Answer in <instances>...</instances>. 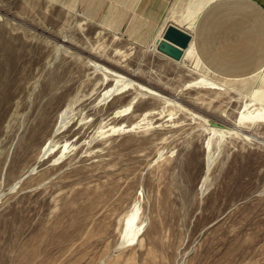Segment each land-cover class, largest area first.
Wrapping results in <instances>:
<instances>
[{
    "label": "rangeland",
    "instance_id": "obj_1",
    "mask_svg": "<svg viewBox=\"0 0 264 264\" xmlns=\"http://www.w3.org/2000/svg\"><path fill=\"white\" fill-rule=\"evenodd\" d=\"M263 106L264 0H0V264H264Z\"/></svg>",
    "mask_w": 264,
    "mask_h": 264
},
{
    "label": "water",
    "instance_id": "obj_2",
    "mask_svg": "<svg viewBox=\"0 0 264 264\" xmlns=\"http://www.w3.org/2000/svg\"><path fill=\"white\" fill-rule=\"evenodd\" d=\"M193 39V35L188 31L170 23L163 35V39L158 42V50L175 60H180Z\"/></svg>",
    "mask_w": 264,
    "mask_h": 264
},
{
    "label": "bare ground",
    "instance_id": "obj_3",
    "mask_svg": "<svg viewBox=\"0 0 264 264\" xmlns=\"http://www.w3.org/2000/svg\"><path fill=\"white\" fill-rule=\"evenodd\" d=\"M164 35V34H163ZM162 39H163V37H162ZM162 39H160V40H162ZM193 40V39H192ZM192 40H191V42H192ZM158 42H159V40L157 41V46H155V50L157 51V52H160L159 50H157L158 49ZM190 42V44H189V46L187 47V48H185L184 49V54H183V56H182V58L180 59V60H173V59H171V60H173L174 62H176V63H178V64H188L187 62H188V58H189V55L191 54V50H192V47H193V42L191 43ZM161 53V52H160ZM163 54V53H162ZM165 55V54H164ZM167 58H171V57H168L167 55H165ZM187 66V65H186ZM263 105V104H262ZM264 107V106H263Z\"/></svg>",
    "mask_w": 264,
    "mask_h": 264
}]
</instances>
